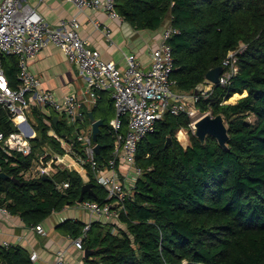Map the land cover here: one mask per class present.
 Segmentation results:
<instances>
[{"label":"trees","instance_id":"trees-1","mask_svg":"<svg viewBox=\"0 0 264 264\" xmlns=\"http://www.w3.org/2000/svg\"><path fill=\"white\" fill-rule=\"evenodd\" d=\"M114 8L136 29L170 25L177 30L168 38L175 90L202 88L208 83L206 72L222 65L229 51H237L238 70L226 85L215 84L195 103L200 112L222 114L226 148L211 135L201 142L194 132L184 147L176 132L189 129L190 118L183 112H165L137 143L136 163L143 173L124 202L120 220L90 223L82 240L83 251L89 252L83 263L264 264V0H115ZM0 60L9 85L16 89V56L0 53ZM99 93L90 111L104 122L96 155L102 165L113 147L109 120L114 105L104 91ZM234 93L240 97L228 102ZM31 114L35 123L27 119L36 132L30 139L31 154L4 151L0 143V171L8 175L0 179V206L35 226L67 204H76L84 182L75 170L61 166L46 177L24 175L45 148L44 161L54 152L65 153L51 132L80 152L74 127L63 117L36 106H31ZM85 120L90 124L88 114ZM15 130L9 111L0 104V131L7 135ZM168 137L171 142L166 144ZM65 181L67 187L58 190L56 185ZM89 181L93 194L85 193L84 199L107 202L105 189L92 177ZM63 224L75 238L85 222L65 219ZM0 264L35 263L25 249L10 245L0 247Z\"/></svg>","mask_w":264,"mask_h":264},{"label":"built area","instance_id":"built-area-1","mask_svg":"<svg viewBox=\"0 0 264 264\" xmlns=\"http://www.w3.org/2000/svg\"><path fill=\"white\" fill-rule=\"evenodd\" d=\"M68 1L76 6L77 14L61 17L58 24L52 26L28 3H23L22 0H0V53L14 55L18 60L16 89L9 85L0 60V104L9 111L16 126V130L7 135L0 131V143L4 151L31 154L30 139L36 133L27 119L28 106H36L43 113L45 110L53 111L74 127L75 141L79 144L80 152L75 151L71 143L51 132L65 153L54 152L46 161L39 157L37 171L39 176H50L56 167L77 169L79 173H85L87 179L92 177L105 189L107 202L100 204L83 199L75 204L89 214L81 235L71 238L74 247L83 251L82 240L94 219L117 223L120 213L126 210L124 202L127 197L132 196L136 181L143 173L142 167L136 163L137 143L155 129L156 121L165 112L174 115L183 112L190 118L189 125H192L199 118H196L199 110L195 104L199 95L205 97L210 94L215 84L208 81L199 90L191 92L174 89L175 80L171 78L174 70L173 55L168 38L177 30L170 25L162 29L160 42L148 49V68L141 66L134 53H123L122 68L111 60L103 59L100 52L89 48L80 36L78 14L86 7L100 8L109 17L115 18L119 16L114 8L115 0ZM92 22L95 28H99L97 20ZM103 29L108 37V26L104 25ZM49 44L61 50L67 61L77 69L85 81L84 92L93 106L97 103L100 91L111 92L114 115L109 120V131L114 141L107 161L102 165L96 160V142L92 140L91 123L88 127H79V123L87 115L81 98L72 92L57 96L43 87L40 78L28 68V61ZM236 55L237 51L227 53L217 84L226 85L237 72ZM44 121L49 123L46 119ZM66 156L72 158L71 164L65 160ZM65 187L66 181L56 185L58 190ZM0 211L5 213L7 210L0 206ZM33 228L38 233L45 234L41 224ZM4 244L9 246L8 243ZM31 258H36L35 252H32ZM52 264H69L66 249L55 251Z\"/></svg>","mask_w":264,"mask_h":264},{"label":"crops","instance_id":"crops-1","mask_svg":"<svg viewBox=\"0 0 264 264\" xmlns=\"http://www.w3.org/2000/svg\"><path fill=\"white\" fill-rule=\"evenodd\" d=\"M22 2L35 7L44 20L52 26H56L61 17L67 18L77 14L76 6L68 0H43L42 2L22 0ZM78 17L81 24L80 36L86 41L89 48L97 49L103 59L111 60L122 68L124 66L123 53H134L143 68L149 67L148 49L160 42L164 27L158 30H139L120 16L109 17L100 8L86 7L81 14H78ZM92 20L99 22V28L94 27ZM104 25L109 28L108 37L104 34ZM28 68L40 78L43 87L50 89L57 96L72 92L81 98L87 113L93 107L90 98L84 92L86 87L84 79L78 74L77 69L67 61L65 54L55 45L49 44L40 50L34 58L28 61ZM104 93L106 98L112 99L110 91H104ZM236 95L239 97L238 93ZM102 104L105 105L106 102L104 101ZM45 113L54 114L50 110H45ZM98 118L95 117V119ZM88 126L89 124L86 125V127ZM75 171L81 176L83 182L89 180L82 171L81 173L77 169ZM36 173L38 175L37 165L34 164L24 175L35 176ZM65 219L86 222L89 219V214L87 210L81 209L75 204H67L40 223L45 231V234H40L33 228V225H27L17 215L8 211L5 213L0 211V247H4V243H8L9 246L22 247L29 253L30 259L35 264H52L55 251L66 249V258L69 264H84L82 259L84 251L75 248L72 244L71 237L63 224ZM32 252L36 253L35 259L31 258Z\"/></svg>","mask_w":264,"mask_h":264},{"label":"water","instance_id":"water-1","mask_svg":"<svg viewBox=\"0 0 264 264\" xmlns=\"http://www.w3.org/2000/svg\"><path fill=\"white\" fill-rule=\"evenodd\" d=\"M223 71V65H218L210 70H208L205 74V79L213 84L218 83L219 75ZM88 117L91 122V129H92V140L96 142L95 145V151L96 153L99 152L100 145L97 143V135L99 133L100 127L104 124L103 120L101 118L95 119L92 112L88 111ZM27 116L31 120V122L34 124L35 119L33 115L31 114V107H27ZM54 126L57 123V116L52 117ZM192 127L194 129V133L197 136V138L204 142V139L207 135H211L216 138L218 144L222 146L223 148H226V142L228 139V133H227V126L225 124L224 118L222 114H216L214 116H210L208 114H205L201 117H199L193 124ZM32 131V128L30 129V132ZM171 142V138L168 137L166 140V144ZM8 175L2 171H0V179L7 178ZM46 177V176H44ZM11 180L17 184H22V182L19 181V179L15 177H11ZM93 183L90 181L84 182L80 189V194L77 198V202H81L84 199L85 193H92L93 194ZM87 249H84V255H88Z\"/></svg>","mask_w":264,"mask_h":264},{"label":"rangeland","instance_id":"rangeland-1","mask_svg":"<svg viewBox=\"0 0 264 264\" xmlns=\"http://www.w3.org/2000/svg\"><path fill=\"white\" fill-rule=\"evenodd\" d=\"M239 94V93H238ZM245 93H243L241 96H243ZM232 97V96H231ZM229 98L228 99V102H235L236 100H237V98H239V97H237V98H235V99H232V98ZM97 112H98V110H97ZM205 114H208V115H212L211 114V112L208 110V111H206V112H200L199 111V113L197 114V117L196 118H198V117H201V116H203V115H205ZM61 120L62 121H64L65 123H67L66 121H65V119L64 118H61ZM68 124V123H67ZM226 124V123H225ZM79 125H80V127L81 128H85L86 127V125H87V121L86 120H84V121H82V122H80L79 123ZM89 126H90V124H89ZM189 129H184V128H182V129H179L177 132H176V137H177V139H178V141L185 147L187 144H189V135H190V133H193L194 132V129H193V127H192V125H189ZM181 134H182V136H181ZM45 150V153H43L41 156H39V157H42V158H44L47 154H48V151H47V149L45 148L44 149ZM54 154V153H53ZM65 160L67 161V162H72V158H70L69 156H66L65 157Z\"/></svg>","mask_w":264,"mask_h":264},{"label":"bare ground","instance_id":"bare-ground-1","mask_svg":"<svg viewBox=\"0 0 264 264\" xmlns=\"http://www.w3.org/2000/svg\"><path fill=\"white\" fill-rule=\"evenodd\" d=\"M231 98H232V99H235V98H237V95H236V93H235V94H233ZM181 136H182V134H181ZM97 154H98V153H97ZM76 203H80V202H76Z\"/></svg>","mask_w":264,"mask_h":264}]
</instances>
